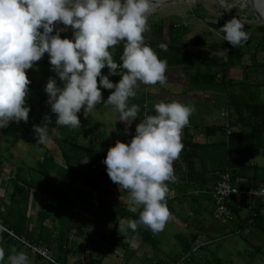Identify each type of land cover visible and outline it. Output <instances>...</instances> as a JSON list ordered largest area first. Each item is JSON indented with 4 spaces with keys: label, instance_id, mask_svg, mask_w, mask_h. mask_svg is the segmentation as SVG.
<instances>
[{
    "label": "clouds",
    "instance_id": "1",
    "mask_svg": "<svg viewBox=\"0 0 264 264\" xmlns=\"http://www.w3.org/2000/svg\"><path fill=\"white\" fill-rule=\"evenodd\" d=\"M154 11L153 0H0V129L10 122L29 120L26 98L31 80L26 70L47 53L51 69L62 82L59 86L50 77L44 88L56 125L80 128L77 114L81 109L87 117L103 101L118 111L127 135L139 111L136 104L129 107L128 101L137 96L139 85L167 81V62L146 43L147 22ZM69 27L71 38H62ZM243 29L244 23L234 16L220 30L224 40L236 47L249 39ZM120 42H124V50L118 64L110 49ZM159 47L167 51L168 45L161 42ZM105 67L107 75L102 73ZM115 75L121 78L113 83L109 77ZM102 89L114 91L104 100ZM194 111L193 106L177 101L155 103L153 114L146 111L130 141L117 140L108 149L103 163L110 180L130 191L131 211H136V205L143 206L138 220L127 222L128 229L136 231L144 225L158 233L170 219L166 182L177 180L173 162L183 150L181 132ZM45 119L50 122L51 118ZM33 130L38 145L48 143L47 124L34 125ZM4 258L0 248V261ZM7 261L29 264V257L20 251Z\"/></svg>",
    "mask_w": 264,
    "mask_h": 264
},
{
    "label": "trees",
    "instance_id": "2",
    "mask_svg": "<svg viewBox=\"0 0 264 264\" xmlns=\"http://www.w3.org/2000/svg\"><path fill=\"white\" fill-rule=\"evenodd\" d=\"M206 19L204 18V21ZM211 21L213 22L209 24L212 27L220 29L217 21ZM170 25L172 30L174 24L171 23ZM183 26L177 28V31L181 32L182 35H186L189 32V27L187 25ZM257 31L262 33L260 40L262 61H259L257 55H252L240 46H229L226 52L221 53L219 51L221 44L210 45L211 52L205 58L207 65L220 72L218 78L213 74L206 79L205 83L209 87H214L213 85L218 83V87L227 90L224 98L225 106H223V112L227 115V124L207 127L204 130V135L207 138L216 136L222 138L217 146H222L227 154L225 166L222 169L215 170L212 175L217 180L215 173L227 172L231 177L232 185L235 186L236 181L252 174L255 178L254 182H256L253 188L264 183V167L251 166V157L255 151L261 150L264 159V93H261L262 90L264 91V28L260 26ZM123 50L124 42H120L114 49H110L114 61L118 64L121 62L120 56ZM43 58L45 59L44 63L48 65V56L44 55ZM244 58L249 59V64L246 66L243 65ZM34 66H38V61ZM232 68H243V80H232L229 77ZM102 73L107 75L108 68L102 69ZM109 78L111 81L115 80L116 82V79L121 77L115 75ZM103 91L102 93H104ZM47 100L48 97L44 95L40 99V105L44 108L42 112V116H44L41 119H45L46 116L51 118L50 122L45 119V125L47 124L48 128L55 129L57 134L56 145L61 150L64 160L62 162L58 161L50 150H46L43 159L38 161L35 167H29L23 163L21 167L17 168L16 172L10 170L11 176L5 175L4 171L0 170V222L9 231H12L17 237L24 239L30 245L49 250L52 260L43 258L40 254L33 252L32 248L27 247L21 241L13 239L8 234L0 233V248H3L5 252V258L0 261V264H8L7 257L20 251L28 255L29 264H67L69 254L84 257L81 264H103L104 257L108 255L109 249L121 248L128 252L131 249V241L125 237L117 238L114 235H103L94 230L89 234L86 232L85 241L88 244L86 248L81 247L75 239H71L73 223L79 222L82 226L93 223L90 222V218L82 216V211L77 212L79 202L81 203V196H77L75 190L81 183L82 175L76 164L78 163L77 157L81 156L89 158V163L93 166L90 167L89 178L85 184L83 183L88 191L86 194L88 199L83 204L88 207V213H91L90 210L94 208L97 216L103 217L106 223L114 225L119 219L138 220L139 213L133 215L125 207L116 208L108 201L111 190L120 187L110 180L103 160L108 149L114 146L117 140L109 139L106 134L92 135L89 138L84 137L89 139V145H82L79 141L78 131H76L77 128L58 127L56 125V114L51 112ZM23 124L27 127V122H23ZM201 154L200 146L185 142L180 160L185 165ZM204 167L205 173H209L208 165L205 164ZM1 191H3V194H1ZM210 193L211 191H209L208 196L212 199ZM32 195L38 197V207L35 212H32L34 203ZM92 197L94 201L90 203ZM52 202L60 204L62 206L61 210L52 206ZM263 207L264 204L261 208L253 210L250 218L244 220L241 225L234 223V221L231 222V224L236 225V228L230 234L242 237L246 225L254 214L257 216L254 219V226L258 229L261 228V233L264 236ZM229 210L236 220V216L239 214L238 207L229 205ZM79 228L82 227L79 226ZM132 233L141 240L140 243L144 246L149 245L153 250L156 248L152 231L146 226L139 225L137 230L132 231ZM208 236L213 237V235ZM197 237L195 235L192 239H180L182 251L170 263L153 260V264H177L187 257L186 264H210L209 261L202 262L201 256L198 259L199 252L207 251L210 247L207 245L197 249L195 247ZM256 251L257 254L264 257V251L261 248H256ZM152 258L153 253L151 252L148 255V260ZM213 264L226 263L217 254H213Z\"/></svg>",
    "mask_w": 264,
    "mask_h": 264
},
{
    "label": "crops",
    "instance_id": "3",
    "mask_svg": "<svg viewBox=\"0 0 264 264\" xmlns=\"http://www.w3.org/2000/svg\"><path fill=\"white\" fill-rule=\"evenodd\" d=\"M163 12L168 13L167 16H160L159 19L152 20L148 23L149 31L146 33V43L149 44L161 60L167 62V81L164 84L157 83L148 91L143 84L139 85L137 96L135 98H130L128 101L129 107L132 104H136L139 109L137 119L131 123V127L128 130L134 136L136 125L141 122L140 119L142 120L144 118L146 111L148 114H153L151 109L155 103H171L177 101L195 108V111L189 117L188 125L185 126V129H182L181 137L183 145L185 142L196 144L197 146H200L202 154L199 156L197 155L196 159L185 165L181 162L180 156L178 160L173 162V168L177 180L175 183L166 182L169 187L166 200L171 216L163 230L166 228L176 230L177 233H175V237L179 240L182 238L192 239L193 236L197 235L198 240L195 247L201 249L207 245L211 247L210 243L213 244L219 240L217 239L218 237L214 236L222 235L225 239H228L227 237L231 236L230 233L236 228L235 224L215 222L213 220L212 216L215 205L212 199L208 196V193L214 187L217 180L212 174L215 170L222 169L225 166L227 154L222 146H217L222 138L219 136L207 138L204 135L205 128L223 126L225 124L224 120L221 119L220 114L223 112V102L227 90L218 87V83H215V85H213L214 87H209L207 83H205L206 79L211 75L214 74L218 78L220 73L216 69H212V67L207 65L208 63H206L205 60L211 52L210 45L218 44L216 40L212 37V41L211 38L209 40L205 39L207 35L204 36L205 32L203 35L200 34L199 25H192L185 22V16L188 17L192 11L186 10L183 6H171L170 8L163 10ZM191 14L195 15L193 12ZM196 17L198 20H203L200 16ZM206 22H208L206 24L210 23L209 20ZM171 23L174 24L172 30ZM183 25L189 27V32L186 33V35H182L181 32L177 31V27L180 28ZM161 42L167 43V51H164L159 47ZM227 49L228 46L222 44L219 47L221 53L226 52ZM112 81L113 83H116L115 80ZM112 91H114V89H104L103 92L106 95H110ZM109 110L113 113L111 109ZM114 115L121 124L122 129L120 128V130L125 129L126 123L119 121V114L115 113ZM112 135L114 136L115 134L112 133ZM130 140H125V142ZM261 156V150L255 151L254 155L251 157V166L264 167V161L263 164H260ZM205 164L208 165L209 173H205ZM254 180V175L249 174L246 178L236 181L235 187L241 193H244L246 190L253 188V185L256 183ZM125 192L129 193L131 196L129 190L123 188L112 189L111 193L108 195V201L112 206L116 208L125 207L131 212V214L135 215L136 213L131 211V208L125 203ZM75 193L77 196H81V203L79 202L80 205L77 212L82 211L81 213H83V217L90 218V222H93L92 224H94V231H99V233H102L103 235H114L117 238L125 237L129 241L130 239L127 236H134L131 229L126 227L127 222L129 221L128 219H119L114 225L112 223H106L103 217L99 215L97 216L94 208L93 210H90L91 213L87 212L89 209L83 204L88 199V196L86 195L88 191L83 183H79ZM32 196L34 202V197L37 196ZM93 201L94 198L92 197L90 203ZM230 205L233 207L236 206L239 209V214L236 216L235 220L236 222L234 221V223L238 225H241L244 220L249 218V215L252 214L253 210L263 206L261 202L249 204L243 194L234 197ZM52 206H55L59 210L62 208L58 203H53ZM138 207L141 211L143 206L138 205ZM34 209L37 210L36 207ZM262 210V213L264 214V207ZM262 221L264 222V220ZM78 224L79 222L73 223L71 239L76 238L78 240H83L82 233L84 234L85 232V225H80V227H82L80 229ZM122 225L123 227H121ZM254 230L261 231V228L258 229V227L249 225L248 223L244 232H247L248 235L250 233L249 236L260 238L259 235L254 234ZM77 231H80L81 233L77 235ZM208 235H213V237H209ZM154 239L156 241V238ZM261 239L264 242V238L261 237L260 240ZM136 241L137 244L141 245L138 240ZM83 245L80 246L83 248L88 246V244L85 243ZM132 246L133 243L131 242V249L128 252L133 249ZM134 246V248L138 247V245L135 244ZM251 246L257 245H249V248H251ZM259 248L264 250V243Z\"/></svg>",
    "mask_w": 264,
    "mask_h": 264
},
{
    "label": "rangeland",
    "instance_id": "4",
    "mask_svg": "<svg viewBox=\"0 0 264 264\" xmlns=\"http://www.w3.org/2000/svg\"><path fill=\"white\" fill-rule=\"evenodd\" d=\"M221 2L225 3L226 13L223 10V7L218 0H183L181 2H170L168 4H163L159 8H157L148 18V22L155 19H159L160 16L166 15L168 13L163 12L170 8L171 6L179 5L183 6L188 11L194 12L195 15H190L187 17L185 16V22L192 25H199L200 34L204 36L205 39L209 40L211 37L216 40L218 44H222L224 46H232L223 38V33L221 32V27L234 16L240 19L244 23V31L249 34V39L246 43L242 45H238L240 47H244L247 51H249L252 55H257L259 61L263 59V55L261 53V32L257 31V28L260 27L258 23L254 22V16L249 9H242V5H240L237 0H220ZM238 5V6H237ZM232 7V8H231ZM227 8H230L227 9ZM192 15V16H191ZM196 16H200L203 20H198ZM204 18H207L204 21ZM209 20L217 21L220 26V29L217 27H212L211 24H206L205 22ZM188 21V22H187ZM213 22V21H212ZM184 27V26H182ZM62 38L68 37L71 38L72 30L69 27V31L62 33ZM211 38V41H212ZM213 40V41H214ZM148 44V43H147ZM149 45V44H148ZM261 53V54H260ZM48 56L45 53V56ZM49 60V58H48ZM45 59L42 58L38 61V66H34L31 69L26 70V74L28 75L29 79L31 80V84L29 85V93L26 98L27 105L30 106V113H29V120L27 121V127L23 124V122L16 123L10 122L9 126L6 128L0 129V170L5 175H10V170H14L16 172L17 168L21 167L23 163L27 164L29 167H35L38 161L43 159L46 150H50L54 158H57L58 161L62 162L63 160L57 157V149H59L56 145V131L55 129L49 128V141L47 144L38 145L33 126H45V119H41L43 109L40 105V99L44 95L48 97L47 93L44 91L46 83L50 77H54L57 79V83L59 86H62V82L59 80L58 75L51 69V65H46ZM249 64V59L244 58L243 65L246 66ZM232 75V76H231ZM232 80L241 81L244 77L243 68H232L230 71V76ZM120 80L116 79V82ZM98 86H99V78H98ZM145 89L148 91L151 87H146L143 84ZM144 89V88H143ZM104 90V89H102ZM261 93L263 94L264 91L262 90ZM109 94L102 93L103 99L106 100ZM224 103V102H223ZM225 106V103L223 104ZM111 109L113 113H117V110L112 105H105L103 101L101 104H97L92 113L89 114L87 117L83 115V108L81 112L78 113V117L81 120V127L77 128L79 141L82 145L88 146L89 145V137L92 135H100L106 134V137L112 140H120L125 142V140H130L133 135L128 130V134H125V129L120 130L121 124L118 122L115 115L109 110ZM111 112V113H110ZM221 119L224 120L225 124H227V115L225 112L220 114ZM126 128V127H125ZM122 129V128H121ZM112 133L115 135L113 136ZM125 134V135H121ZM88 137L85 139L84 137ZM78 163L76 164L77 169L81 172V183L86 182L89 178L91 169L93 167L89 160L87 163H82L81 161L85 159L84 157H77ZM264 159L260 158V164H263ZM11 176V175H10ZM6 178V177H5ZM2 183V182H1ZM254 189V188H251ZM3 191H1V194ZM244 196V195H243ZM245 198V196H244ZM246 199V198H245ZM37 197H34V203L32 205V212H35L37 208ZM85 200V199H84ZM247 201V200H246ZM248 202V201H247ZM254 202H260L258 200L248 202L249 204ZM125 203L132 208L134 205L131 203V196L129 193L125 192ZM264 204L263 202H261ZM36 204V206H35ZM35 206V207H34ZM136 211L134 213H140V208L138 205L135 206ZM213 217V216H212ZM234 218V216H233ZM250 218V215H249ZM215 222H222L217 221L213 218ZM254 220V214L250 221ZM235 221V218L234 220ZM249 221V222H250ZM264 224V223H263ZM80 226V223L78 224ZM77 225V226H78ZM94 227L91 223L85 225V232L83 235V240H78V244L83 245L84 243L87 244L86 240V232H92ZM259 231V232H257ZM255 235H259L260 238H264L260 230L253 231ZM81 233L77 231V235ZM175 233L176 230L166 228L163 231L158 233H153L154 238L156 241L154 245L156 248L153 250L151 246L147 245L144 246L143 244H137L139 238L137 236H127L130 241L133 243L132 250L128 253L125 252L121 248H113L109 249V254L104 257L103 264H153V260L165 261L170 263L172 259L179 255L182 251L181 243L179 239H176ZM83 234V233H82ZM250 235V233H249ZM247 232L242 234V237L231 235L228 236V239L221 236H214L218 237L219 239L216 243H210V249L207 251L199 252L198 259L201 256L202 262L209 261L210 264H213V254H217L220 259H222L226 264H264V257L260 254H257L256 248L258 249L263 245L262 239L256 236H249ZM223 237V238H222ZM85 239V240H84ZM262 242V243H260ZM135 245H138L137 248H134ZM249 245H257L251 246ZM85 246V245H83ZM153 246V245H152ZM253 248V249H252ZM264 249V248H263ZM264 251V250H263ZM153 253V258L148 260V255ZM84 261V257L80 255H72L69 254L67 256V264H81Z\"/></svg>",
    "mask_w": 264,
    "mask_h": 264
},
{
    "label": "built area",
    "instance_id": "5",
    "mask_svg": "<svg viewBox=\"0 0 264 264\" xmlns=\"http://www.w3.org/2000/svg\"><path fill=\"white\" fill-rule=\"evenodd\" d=\"M119 71L123 72L124 70L120 69ZM150 86H155V85H146L147 88ZM215 175L217 177V181L214 187L211 189V193H210L215 205L213 211V218L215 220L227 222V223L233 222L234 218L229 210V205L234 197L241 196L242 194L245 196L248 202L258 200L264 203V183L259 184L254 189H248L244 193H241L238 189H236L235 186L232 185L231 177L227 172L225 173L217 172L215 173ZM256 217L257 216L254 215V219ZM249 225H254V220L250 221ZM0 233L8 234L13 239L21 241L27 247L32 248L33 252L40 254L43 258H46L50 261L52 260L51 253L49 250L30 245V243L26 242L24 239L20 237H17L12 231H9L6 227L2 225L1 222H0ZM186 261H188V257L184 261L177 264H186Z\"/></svg>",
    "mask_w": 264,
    "mask_h": 264
},
{
    "label": "water",
    "instance_id": "6",
    "mask_svg": "<svg viewBox=\"0 0 264 264\" xmlns=\"http://www.w3.org/2000/svg\"><path fill=\"white\" fill-rule=\"evenodd\" d=\"M181 1L183 0H162L156 3L155 10L159 8L160 6H162L163 4H168L170 2H181ZM237 2L240 5H242L241 7L242 9H249L254 16V22L258 23L261 27L264 28V3H261V0H237ZM218 3L221 4L224 12H226L225 3L221 2L220 0H218ZM57 27H64V26L58 23ZM57 157L61 160H64L63 154L60 149H57Z\"/></svg>",
    "mask_w": 264,
    "mask_h": 264
},
{
    "label": "bare ground",
    "instance_id": "7",
    "mask_svg": "<svg viewBox=\"0 0 264 264\" xmlns=\"http://www.w3.org/2000/svg\"><path fill=\"white\" fill-rule=\"evenodd\" d=\"M160 1H162V0H154L153 2H154V7L156 8V3L157 2H160ZM58 24V23H57Z\"/></svg>",
    "mask_w": 264,
    "mask_h": 264
}]
</instances>
